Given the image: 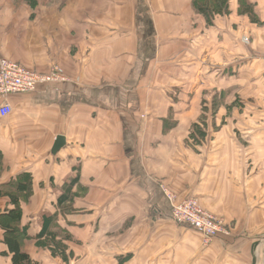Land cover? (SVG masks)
I'll list each match as a JSON object with an SVG mask.
<instances>
[{
	"label": "crops",
	"instance_id": "crops-1",
	"mask_svg": "<svg viewBox=\"0 0 264 264\" xmlns=\"http://www.w3.org/2000/svg\"><path fill=\"white\" fill-rule=\"evenodd\" d=\"M195 1L0 0V60L65 78L10 95L0 117V186L31 181L21 220L31 264H257L264 0H226L209 17ZM163 190L196 199L229 235L205 243L174 223ZM10 208L0 197V214ZM44 218L65 236L67 261L37 242ZM2 240L0 228V264H12Z\"/></svg>",
	"mask_w": 264,
	"mask_h": 264
},
{
	"label": "trees",
	"instance_id": "trees-1",
	"mask_svg": "<svg viewBox=\"0 0 264 264\" xmlns=\"http://www.w3.org/2000/svg\"><path fill=\"white\" fill-rule=\"evenodd\" d=\"M15 2H27L30 6L36 5L38 0H14ZM41 2H49L51 0H39ZM219 1V7L217 10L211 11V7H215V2ZM200 3V4H199ZM196 9L201 12L205 17H209L212 14L218 12V14L226 11V0H197L194 2ZM224 7V10L222 9ZM245 12L252 19L251 10ZM206 128V123L203 120L199 125H194L193 130L190 134V139L196 143L199 141L195 138L197 136L204 138L205 133H202V129ZM1 166V164H0ZM71 190V184L66 187L67 190ZM69 193V192H68ZM68 193L63 195L62 199L57 202L58 208H66L68 201ZM32 195L31 181L28 178L22 180L11 181L4 187L0 186V197H7L8 203L11 206L0 214V228L3 231V244L7 251L4 252L6 255L11 257L12 264H31V258L24 249V243L28 240L26 227L21 226L22 220V203H27ZM63 204V205H61ZM49 222L54 225L55 221L52 218H48ZM51 224H47L46 219H43L42 230L36 237L38 240L44 237V242H40V245L48 250L52 257H58L63 261H67L66 248L62 244L61 240L57 241L56 238L60 236L65 237L61 232L52 230ZM3 254V253H1Z\"/></svg>",
	"mask_w": 264,
	"mask_h": 264
},
{
	"label": "built area",
	"instance_id": "built-area-1",
	"mask_svg": "<svg viewBox=\"0 0 264 264\" xmlns=\"http://www.w3.org/2000/svg\"><path fill=\"white\" fill-rule=\"evenodd\" d=\"M65 81L57 68L47 74H38L25 69L6 59L0 60V117L11 113L7 101L10 95L34 92L39 85H48ZM171 207V218L176 224L189 225L199 231L204 242L208 243L218 236H228L229 230L224 221L209 211L203 210L194 198L177 201L176 196L168 190H163Z\"/></svg>",
	"mask_w": 264,
	"mask_h": 264
},
{
	"label": "rangeland",
	"instance_id": "rangeland-1",
	"mask_svg": "<svg viewBox=\"0 0 264 264\" xmlns=\"http://www.w3.org/2000/svg\"><path fill=\"white\" fill-rule=\"evenodd\" d=\"M252 108V107H251ZM257 109H260V110H262V109H264V107H257ZM254 109L252 108V111H253ZM264 112V111H263ZM176 200L179 202V201H182V200H178L177 198H176ZM170 204V203H169ZM171 206V205H170ZM219 218V217H218ZM219 219H221V218H219ZM222 220V219H221ZM225 226H226V228H228L229 226L227 225V224H224ZM228 230H229V228H228ZM230 231V230H229ZM258 237H257V243L259 244L258 245V255H257V258H256V260H257V264H263V259H264V256H263V254H264V234H261V235H257ZM107 241H110L109 239H106ZM89 253H90V259H91V261H114L113 260V258L114 257H111L109 254H107V253H99L98 254V252H94V251H89ZM100 254H102V255H100Z\"/></svg>",
	"mask_w": 264,
	"mask_h": 264
},
{
	"label": "water",
	"instance_id": "water-1",
	"mask_svg": "<svg viewBox=\"0 0 264 264\" xmlns=\"http://www.w3.org/2000/svg\"><path fill=\"white\" fill-rule=\"evenodd\" d=\"M65 144V140L63 137H57L54 146L52 147V154H56ZM256 262V261H255ZM263 264H264V259H263Z\"/></svg>",
	"mask_w": 264,
	"mask_h": 264
}]
</instances>
